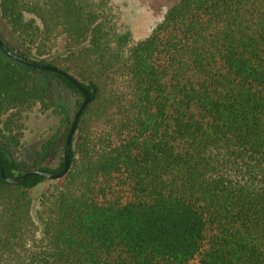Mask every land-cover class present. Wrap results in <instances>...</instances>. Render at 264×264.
<instances>
[{
  "label": "trees",
  "instance_id": "16d2710c",
  "mask_svg": "<svg viewBox=\"0 0 264 264\" xmlns=\"http://www.w3.org/2000/svg\"><path fill=\"white\" fill-rule=\"evenodd\" d=\"M107 4L0 0L2 43L90 94L35 217L30 190L46 179L0 177V264H264V0H178L136 42ZM82 100L0 48L7 176L62 170ZM33 111L61 119L29 164L11 147Z\"/></svg>",
  "mask_w": 264,
  "mask_h": 264
},
{
  "label": "rangeland",
  "instance_id": "374dc122",
  "mask_svg": "<svg viewBox=\"0 0 264 264\" xmlns=\"http://www.w3.org/2000/svg\"><path fill=\"white\" fill-rule=\"evenodd\" d=\"M111 10L119 15V23L126 28L132 41L144 39L153 28L162 21L166 11L171 8L178 0H105ZM61 43L59 48H61ZM52 91L67 111L72 114L75 107L74 96L66 89L52 81ZM3 119V118H2ZM60 116L52 111L40 113L33 111L24 116L22 120L21 134L18 135V142L11 148L15 157L19 161L32 163L36 154L40 151L44 141L52 137L59 128ZM0 141L4 135L1 131ZM55 167L56 164H52ZM62 184V179L45 180L35 188L30 190L32 199V213L35 217L40 196L47 191H55ZM198 257L193 263H197Z\"/></svg>",
  "mask_w": 264,
  "mask_h": 264
},
{
  "label": "water",
  "instance_id": "95a60500",
  "mask_svg": "<svg viewBox=\"0 0 264 264\" xmlns=\"http://www.w3.org/2000/svg\"><path fill=\"white\" fill-rule=\"evenodd\" d=\"M0 48L5 53L6 56H8L9 58H11L17 62L26 64L28 66H32V67H35L38 69L52 71L54 73H57L59 75L66 77L68 80H70L79 89V91L83 95V100L79 104L77 111L74 114L71 126H70L69 131H68L67 136H66L64 151H63V160L64 161H63L62 170H60L58 172H47V171H43L40 169H30V170H28V171H26L20 175H15V176L9 177V176H7L5 168L0 161V177L2 178L3 181H5L7 183L15 184V185L21 184L22 182H24L30 176H33V175H38V176H40L46 180L62 179L67 174L68 169H69L70 142H71L72 136L75 132L78 119H79L82 111L84 110V108L86 107V105L88 104V102L90 100V94H89L88 90L83 85H81V83L76 78H74L69 73L65 72L64 70L60 69L59 67H56L53 65H48V64L38 63V62H35L33 60H30V59H25V58L21 57L20 55L15 54L12 51H10L2 43L1 40H0Z\"/></svg>",
  "mask_w": 264,
  "mask_h": 264
}]
</instances>
